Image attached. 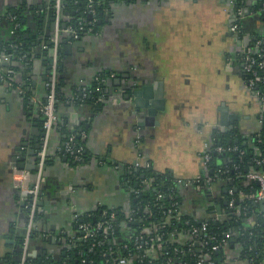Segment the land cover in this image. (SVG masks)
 <instances>
[{"label":"crops","instance_id":"0c3cea01","mask_svg":"<svg viewBox=\"0 0 264 264\" xmlns=\"http://www.w3.org/2000/svg\"><path fill=\"white\" fill-rule=\"evenodd\" d=\"M127 1L112 0L97 32L60 48L62 97L56 103L57 121L49 142L52 162L44 166L37 205L39 227L46 236L30 238L29 258L59 264L65 253L60 234H73L74 213L90 214L104 207L124 214L123 227L131 223L135 193L125 178L145 164L157 173L171 174L178 185L181 214L199 224L221 217L219 205L226 203V193L237 191L240 199L246 197L230 177L217 176L220 169L214 174L203 154L221 144L219 133L235 129L241 138L261 131L258 103L244 84L240 63L232 59L240 41L230 31L240 10L242 31L264 34L258 0ZM51 3L0 0V17L19 12L27 46L26 59L12 62L17 68L7 69L10 58L3 62L8 79L0 80V264H9L7 255L25 234L12 158L33 171L51 62ZM102 72L107 93L99 110L71 100L73 88L91 83ZM137 90L143 94L135 95ZM75 131L86 152L80 163L59 152L66 133ZM215 155L218 166L232 158L230 153ZM197 178L199 183L192 182ZM252 212L248 223L264 219V198L253 199ZM224 238V263L250 264L235 237L225 233ZM127 239L129 234L119 243ZM188 240L190 234L182 232L176 238L184 245Z\"/></svg>","mask_w":264,"mask_h":264},{"label":"trees","instance_id":"16d2710c","mask_svg":"<svg viewBox=\"0 0 264 264\" xmlns=\"http://www.w3.org/2000/svg\"><path fill=\"white\" fill-rule=\"evenodd\" d=\"M112 0H93L94 11L96 15V21L92 30L87 32L86 30L78 29V21L80 18H84L85 21L89 20L87 12L88 0H63V17L61 20V28L70 27L76 30L77 37L72 35L62 34L59 39L58 55H60V48L65 42H73L81 38L83 35L88 33H95L99 30L105 16V12L109 8V3ZM114 1V0H113ZM126 1V0H125ZM134 1L128 0L127 2ZM264 0H258L256 7H261ZM50 15H53L52 8L49 11ZM8 16H13V20H10ZM264 19V16L261 15ZM18 24L15 28L14 33L11 30L14 29V25ZM84 29H87L85 26ZM256 37H264L261 34ZM49 49L51 42L48 43ZM0 52H5L10 55V63L7 69L11 71L18 66L13 64L16 60L22 62L26 59L27 46L23 38L21 29V16L19 12H8L5 16L0 17ZM21 55H24L22 60L19 59ZM58 63L60 64L59 60ZM59 66L57 74L59 73ZM105 75V73H99ZM61 86L59 74L57 75L56 82V98L57 102L61 99ZM97 81L93 80L91 83L86 84V96L83 100V104L88 105L92 108H99L102 106L103 101H97L98 93L95 92ZM78 87L73 88V92L80 96L82 93L77 90ZM101 91L106 96L105 84L101 85ZM80 104V102H75ZM262 135L260 141H257L256 137L250 138H239L238 131L231 129L223 134L219 133L220 142L223 145H233L230 143V139H238L237 146L243 150V155L239 158L235 154H231V161L225 165L218 166L215 164L216 155L211 153V159L209 166L213 168L214 174L217 169L220 172L217 174L218 177L225 179L230 177L232 182L239 185V190L244 192L243 199H240L237 191H232L231 194H227L226 203L221 202L219 205V211L221 217L218 219L208 218L206 220L205 230L198 234V241L200 242V249L197 251L193 246L189 247L190 240L184 245L176 241L179 233L189 234L191 226L200 227L201 223L183 216L179 209L178 185L171 176L170 173H157L151 167L146 169L139 167L137 170H130L126 175L127 185L132 186L137 191L133 194V209L134 216L137 217L138 223H128L127 226L123 227L121 224L126 220L124 214L120 211L107 210L105 215H102L104 207L91 211L90 214H82L74 222L75 231L73 234H60V246L65 252L58 261L59 264H106V259L112 260L113 257L127 256L131 253L134 257L137 254L143 253V250H138L133 245V236L141 232L142 229L147 228L149 234L146 237L154 236L159 234L160 239L153 243L147 244L153 248L150 256H145L135 259L131 264H148V260L151 259V263H162V264H197L198 259L204 257L201 264H208V260H212L213 264H225L222 247L226 238L225 233H229L230 236L235 237L236 241L241 245L242 256L245 257L250 264H264V222L260 217H257L251 223H248V219L252 217V204L255 199L258 186L256 182L249 180L248 185H241L242 181L247 179L243 176L248 170L264 171V125L261 128ZM73 135V143L77 146H82L83 149L79 154L80 159L74 160V155L63 150V144L68 140L69 136ZM62 147L60 153L63 154L70 162L80 163L86 159V152L84 146V140L80 135V132L66 133L64 140H62ZM258 153L263 159L262 164H255L253 158ZM52 162L51 154L48 155L45 164ZM237 166V168H233ZM226 170L225 172H222ZM252 195V198H248ZM232 200L231 207L228 206ZM236 208L237 211H236ZM170 209L171 212L167 213ZM111 214H113L111 216ZM81 222H89L93 227L96 226L97 222H103L105 224H112L114 227L104 231L103 228H99L95 232V236L87 237L86 239H79L82 233L77 228ZM36 223L40 226V216L36 214ZM129 231V232H128ZM146 233V232H145ZM171 233L173 235H171ZM129 234V239L123 243H119V239ZM37 234H34L36 236ZM132 239V240H131ZM206 242L203 246L202 244ZM119 244V245H118ZM218 245L217 250H212L211 246ZM22 238L17 240L15 248L11 254L7 255V262L9 264H18L19 255L21 253ZM127 245L126 248L124 246ZM111 248L115 254L102 256V253ZM189 248H191L189 250ZM207 257L208 259H205ZM170 260V263H168ZM30 264H49V259L41 260L36 258H30Z\"/></svg>","mask_w":264,"mask_h":264},{"label":"built area","instance_id":"2783aa9c","mask_svg":"<svg viewBox=\"0 0 264 264\" xmlns=\"http://www.w3.org/2000/svg\"><path fill=\"white\" fill-rule=\"evenodd\" d=\"M93 6H94L93 0H88L87 12L89 15V20L85 21L84 18H80L78 21L79 30H86L87 32H90L92 30V27L94 26V23L97 19ZM50 7L52 8L53 11V15H52L53 32L50 39L51 42L50 49L52 50V56H51L48 78L45 82L46 94L40 106L42 135L40 138L39 145L35 150L33 171L31 172L27 169L19 168L15 165L12 167V181L15 184L16 188L18 189L19 199L23 204V208L26 216L25 234L22 238L20 260L18 264H30L29 262L30 258L27 252L30 238H32L34 234L37 235L40 234L43 237L46 236V234L41 232L40 227L36 223V214H37V205L39 200L41 199V184L43 179V170H44L45 162L48 157L49 142L52 137L54 125L57 121L56 82H57V70H58L59 39L62 32L64 34L77 37V32L75 29L70 27L61 28V20L63 17L62 14L63 0H52ZM258 13L264 16V2H262ZM243 16H244L243 11L238 10L235 13L234 22L230 26V31L234 33L236 38L239 39L240 41V49L238 52L235 53V55L232 56V59L235 61L237 60V62H239L241 65V69L244 75V84L250 96H252L258 103L259 106L258 119L260 121V124L263 126L264 125V37H256L251 35L250 33L242 31L241 21ZM85 26H87V29H84ZM17 27L18 24L16 23L14 25V29L11 30V33H14L15 28ZM9 57L10 55L8 53L0 52V80L8 79L7 74L3 72L2 64L5 60L9 59ZM22 57H24V55L20 56V58ZM93 80L97 81V86L94 89L95 92L98 93L96 100L104 101L105 95L101 91L102 89L101 85L106 83L107 77L105 75L102 76L100 74H97ZM77 90H79L82 94L78 96L76 95V93L73 92L71 100L83 102L87 93L86 87L81 86L78 87ZM261 135L262 132L259 130L255 134H242L241 138L246 139L250 137H256L257 141H260ZM73 139H74L73 135L69 136L68 140L63 144V150L73 154L74 160H79L80 159L79 154L81 153L83 147L82 146L76 147L73 143ZM211 153L213 154L230 153V154H235L240 158L243 155V150H241L235 143L233 145L217 144L203 154V159L205 163H209L211 159ZM253 162L255 164H262L263 159L260 157L259 153L255 158H253ZM143 168L148 169L150 168V166L149 164H145ZM233 168L235 169L237 168V166H234ZM243 176L247 180L256 182L258 189L256 192L255 199L260 200L264 198V171H256L250 169L245 174H243ZM199 181H200L199 178H197L192 182L199 183ZM134 193L136 194L137 191L134 190ZM107 210L109 209L103 210L102 215H105ZM170 212L171 210L168 209L167 213ZM112 215L113 214H111V216ZM79 216H81V214L74 213L73 215L74 222H76ZM129 220L131 221V223L136 224L138 219L136 217H133V219L130 217ZM112 227H114V225L105 224L103 222H97L96 226L94 227L89 222H81L77 226V228L82 233L79 239L82 240V239H86L87 237L95 236V232L99 228H103L104 231L107 232V230H109ZM205 227H206V223H202L200 227L191 226L189 232L191 237V241L188 244L189 247L193 246L196 249L195 243H199V249H200L201 244L197 240L198 239L197 236L198 234H201L205 230ZM149 232L150 231H148L147 228H144L141 230V232L135 234L132 238L134 247L138 250H143V253H141L140 255L137 254V256L135 255L134 257L131 256V253H128L127 256L113 257L111 261L106 259L105 263L131 264L132 261L134 260L133 258L138 260V258L149 256V253L154 250L149 245L147 246V244L153 243L154 241L160 239L159 234L146 237L145 235L149 234ZM171 235L173 234L171 233ZM205 244L206 242H204L202 245L204 246ZM126 247L127 245L124 246V248ZM218 247L219 246L215 244L211 246V249L217 250ZM190 249L191 248H189V250ZM107 254L112 255L115 254V252L111 248H109L102 253V256H105ZM203 259L202 258L198 259L197 264H201ZM205 259L208 258L205 257ZM151 262L152 260L149 259L147 263L162 264V263H151ZM168 263H170V260H168ZM207 263L213 264L212 260H208Z\"/></svg>","mask_w":264,"mask_h":264},{"label":"water","instance_id":"95a60500","mask_svg":"<svg viewBox=\"0 0 264 264\" xmlns=\"http://www.w3.org/2000/svg\"><path fill=\"white\" fill-rule=\"evenodd\" d=\"M248 1V0H247ZM249 2V1H248ZM247 3V2H246ZM67 48V47H66ZM49 55L50 56H52V50L51 49H49ZM140 94H143V93H141L139 90H137L136 92H135V95H140ZM223 116H224V114H223ZM222 123H224V121H223V117H222ZM229 142L230 143H238L239 141H238V139H233V140H229ZM38 147V146H37ZM223 155H225V154H223ZM12 161H13V166L15 165V166H17L18 165V167L19 168H21V166H20V164H19V159H17V157L16 156H14L13 158H12ZM262 221H264V219L262 220ZM54 239H55V237L54 236H50L49 237V240H53L54 241ZM195 247H196V250L197 251H199V243H195Z\"/></svg>","mask_w":264,"mask_h":264}]
</instances>
